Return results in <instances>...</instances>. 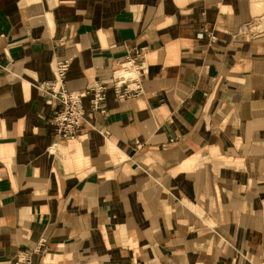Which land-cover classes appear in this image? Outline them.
I'll return each instance as SVG.
<instances>
[{"label": "crops", "instance_id": "crops-1", "mask_svg": "<svg viewBox=\"0 0 264 264\" xmlns=\"http://www.w3.org/2000/svg\"><path fill=\"white\" fill-rule=\"evenodd\" d=\"M64 56L69 89L109 90L57 140L39 84ZM124 64L141 90L121 99ZM25 250L32 264H264V0H0V264Z\"/></svg>", "mask_w": 264, "mask_h": 264}, {"label": "built area", "instance_id": "built-area-1", "mask_svg": "<svg viewBox=\"0 0 264 264\" xmlns=\"http://www.w3.org/2000/svg\"><path fill=\"white\" fill-rule=\"evenodd\" d=\"M250 25L241 24L234 33L235 36H250L252 29ZM203 33H201L202 35ZM70 65L69 57H61L57 60L56 75L52 80L42 81L39 84L42 94L47 101L59 105L51 118L54 124V136L59 139L75 138L80 135L84 120L87 116V108L84 98L89 96V110L91 112L106 111L104 103L107 99L108 85L100 79L83 90H71L66 86L65 79ZM114 71V89L119 98L124 99L137 95L141 90L138 80L137 69L130 64L123 66V72ZM57 142L54 141L49 150L56 149ZM13 264H32V251L25 250L19 253L18 259Z\"/></svg>", "mask_w": 264, "mask_h": 264}, {"label": "rangeland", "instance_id": "rangeland-1", "mask_svg": "<svg viewBox=\"0 0 264 264\" xmlns=\"http://www.w3.org/2000/svg\"><path fill=\"white\" fill-rule=\"evenodd\" d=\"M255 25V24H254ZM251 26V25H250ZM238 28V27H237ZM252 29V33H251V35H250V37L251 36H253V35H255L257 32H258V29H254V26H252V27H250V30ZM236 37H238V36H236Z\"/></svg>", "mask_w": 264, "mask_h": 264}, {"label": "bare ground", "instance_id": "bare-ground-1", "mask_svg": "<svg viewBox=\"0 0 264 264\" xmlns=\"http://www.w3.org/2000/svg\"><path fill=\"white\" fill-rule=\"evenodd\" d=\"M254 26V29H259L260 27L258 26V23H256Z\"/></svg>", "mask_w": 264, "mask_h": 264}]
</instances>
